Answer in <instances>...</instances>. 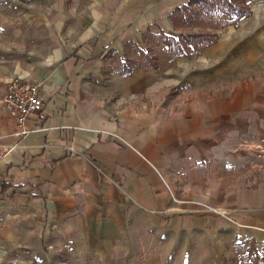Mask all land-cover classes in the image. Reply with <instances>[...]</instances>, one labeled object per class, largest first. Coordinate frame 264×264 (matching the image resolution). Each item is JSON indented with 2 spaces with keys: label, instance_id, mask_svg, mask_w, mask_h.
I'll list each match as a JSON object with an SVG mask.
<instances>
[{
  "label": "crops",
  "instance_id": "obj_1",
  "mask_svg": "<svg viewBox=\"0 0 264 264\" xmlns=\"http://www.w3.org/2000/svg\"><path fill=\"white\" fill-rule=\"evenodd\" d=\"M189 1L126 0L113 13H87L76 34L53 30L41 65L19 76L45 96L27 122L31 133L16 137L14 119L4 106L0 112V206L36 209L42 219L50 210L58 220L93 206L118 220L132 210L168 227L212 226L264 242V163L236 167L239 147L259 148L264 161V85L229 83L212 96L175 91L195 85L198 71L236 77L253 56L227 50L231 40L220 38L194 58L162 54L156 70L118 73L116 58L125 60L129 42L146 49L147 30L178 37L170 15ZM199 61L207 70L188 73ZM253 168L257 177L246 181ZM198 203L227 208L231 220L194 212Z\"/></svg>",
  "mask_w": 264,
  "mask_h": 264
},
{
  "label": "rangeland",
  "instance_id": "obj_2",
  "mask_svg": "<svg viewBox=\"0 0 264 264\" xmlns=\"http://www.w3.org/2000/svg\"><path fill=\"white\" fill-rule=\"evenodd\" d=\"M137 1L134 0L135 4ZM113 2L106 0L102 5V0H0V112L5 111L6 81L19 78L24 72L32 73L41 65L46 47L51 46L53 30L60 27V32L66 35L72 28L76 34L85 27L87 13L106 8L113 13L126 0H118L116 7ZM246 2L250 15L215 33L218 40H231L227 50L235 54L244 50L253 56V63L239 64L238 71L232 73L247 78H211L198 71L207 70L199 61L192 72L187 71L199 72L198 76L195 74V85L180 83L175 91L196 95L197 91L201 93L198 88H203L206 95L212 96L213 89L229 83L264 85V0ZM242 40H247L250 47H243L239 43ZM206 54L215 57L212 51ZM195 56L190 54L188 58ZM183 97L187 99L188 95ZM259 150L239 147L237 169L256 168L264 163ZM254 168L242 176L246 181L257 177ZM198 208L204 207L197 205L194 209ZM85 209L72 210V215L58 220L50 210H46L47 216L42 219L36 209L0 206V264H225L237 255L236 245L246 241L218 227L195 224L168 227L143 212L126 210L124 218L118 220L114 215H101V207L88 208L87 214ZM256 246L263 255L264 242L256 241Z\"/></svg>",
  "mask_w": 264,
  "mask_h": 264
},
{
  "label": "trees",
  "instance_id": "obj_3",
  "mask_svg": "<svg viewBox=\"0 0 264 264\" xmlns=\"http://www.w3.org/2000/svg\"><path fill=\"white\" fill-rule=\"evenodd\" d=\"M246 4V0H190L170 15L178 37L166 35L164 32L156 35L147 30L144 33L146 49L129 42L126 45L125 60L116 58L118 73L128 77L140 65L156 70L160 66L162 54L170 55L174 59L188 57L190 54L199 55L217 42V30L236 25L242 17L250 15ZM192 30L198 32L193 33ZM160 46L163 47L162 50L155 52V48ZM236 247L237 255L225 264H264V254L259 253L254 239L238 243Z\"/></svg>",
  "mask_w": 264,
  "mask_h": 264
},
{
  "label": "built area",
  "instance_id": "obj_4",
  "mask_svg": "<svg viewBox=\"0 0 264 264\" xmlns=\"http://www.w3.org/2000/svg\"><path fill=\"white\" fill-rule=\"evenodd\" d=\"M3 106L15 121L14 135L22 140L25 139L31 133V130L27 128L28 120L41 112L45 106V96L41 84L21 77L10 80L4 95ZM19 145H14L9 150H14ZM198 205L204 208L194 209V212L214 213L231 220V212L227 208H216L200 203Z\"/></svg>",
  "mask_w": 264,
  "mask_h": 264
}]
</instances>
